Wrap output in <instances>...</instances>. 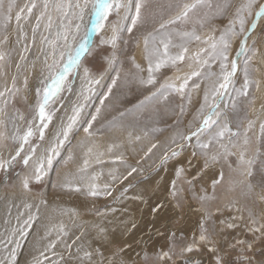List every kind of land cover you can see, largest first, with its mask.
<instances>
[{
    "label": "rangeland",
    "instance_id": "374dc122",
    "mask_svg": "<svg viewBox=\"0 0 264 264\" xmlns=\"http://www.w3.org/2000/svg\"><path fill=\"white\" fill-rule=\"evenodd\" d=\"M9 2L3 0L0 10V92L5 93L0 98V161L11 160L18 150L20 155L0 168V207L6 198L16 204L53 197L72 200L65 207L82 223L77 230L86 224L91 235L80 245L84 252H79L81 238L76 236L69 240V250H58V260L64 257L65 264H264V17L247 34L245 52L238 57L243 36L230 39L229 70L237 57V72L228 92L217 99L212 93L222 82L219 62L208 69L212 75L192 77L183 92L176 89L193 72H204L192 57L207 47L205 39L220 35L244 0H144L142 21L131 33L120 30L131 23L123 19L122 9L110 11L96 31L93 0H14L11 19L5 20ZM33 3L36 7L28 14L25 6ZM261 3L255 0L253 11ZM57 4L63 5L62 11ZM185 4L197 7L187 19L167 24L181 15ZM21 8L27 19L17 22ZM251 23L247 17L246 31ZM114 27L115 43H102L113 37ZM58 31L69 33L67 41H58V68L76 55L81 43L86 54L46 109L52 119L41 139L37 88L43 87L42 81L51 83L57 70L48 68L53 63L48 41H55ZM186 32L200 40H187ZM162 39L171 42L170 55L186 47L185 59L154 71L153 85L142 83L148 79L150 61L155 68L158 59L151 55L153 49L164 52ZM245 68L247 90L238 95L233 89L243 92ZM89 79L99 83L89 85ZM88 87L91 94L84 92ZM81 104L77 124L48 169V150ZM210 105H217L212 120L218 123L190 141L183 139L200 127ZM92 115L97 118L86 134L83 128ZM30 124L33 135L21 149L20 137ZM224 129L222 138L212 139ZM209 141L207 149L200 147ZM174 151L178 155L172 156ZM41 161L46 174L36 182L35 167ZM25 177L30 178L29 190L22 186ZM92 185L100 194H89ZM126 216L130 221H122ZM34 224L40 223L25 228L26 239Z\"/></svg>",
    "mask_w": 264,
    "mask_h": 264
},
{
    "label": "snow or ice",
    "instance_id": "6c2138e0",
    "mask_svg": "<svg viewBox=\"0 0 264 264\" xmlns=\"http://www.w3.org/2000/svg\"><path fill=\"white\" fill-rule=\"evenodd\" d=\"M86 6V5H85ZM177 8H180L181 5L177 4L175 5ZM14 7V0H10L8 7H7V14L4 16L5 20L11 19V14ZM27 9V13L31 14L33 8L36 7V5L33 3L31 6H25ZM77 8H80L81 6L79 4L76 5ZM144 7V0H93V11L96 16V31H99L101 28H103L104 24L103 22L108 17L110 11H117L123 10L124 16L123 19L125 21L130 20V24H124L120 30H123V28H126L129 33L133 31V28L136 27L139 23L142 21V9ZM197 4H185L183 5V11L180 16H177L175 20L168 21L167 24H173L176 23L177 20L187 19L189 12L196 8ZM227 7V5H225ZM255 7V0H244L243 3H241L235 10L234 18L230 19L228 21V24L225 26V28L221 31L220 35L218 37L216 36H210L209 38L205 39L203 43L207 46L206 48H201L199 53H196L192 59H195V61L201 65V67L204 69V72H193L191 76L185 79L184 83H182L178 89H176L179 92H183L185 87L188 84V80L192 79V77H200L207 73L208 75H212L211 72L208 71L211 64L219 62V67L221 70V79L222 82L219 83L218 87L215 88L214 92L212 93L214 98H222L229 90V86L232 83V77L237 72V57L245 52V43L247 39L248 32L254 30L256 28L257 22L260 20V18L264 17V3H261L258 7V10L253 11ZM3 8V0H0V10ZM45 8H47V4L45 5ZM57 11L63 10V5L57 4L56 5ZM24 8H21L19 11L15 14V19L17 22H19L22 18L27 19L26 16H23ZM43 15V14H41ZM247 17H252V23L248 30L246 31L245 25H246V19ZM64 18H67V15H65ZM40 17H37V20L39 21ZM51 24V18H49V26ZM237 25H238V31H237ZM63 26V24L61 25ZM166 24H161L160 29L165 30ZM79 26L77 25V30ZM117 28H113V37L107 41H101L102 43H108V44H114L116 40L115 33L117 32ZM33 32H35V28L33 29ZM236 35H242L244 39L241 40L239 49L237 50V57H233L230 64V70H229V64H228V52L230 50V39ZM183 36L191 41L193 39L199 41L200 37L197 36L194 32H186L183 33ZM47 39V38H45ZM61 39H64L67 41L69 39V33L67 32H57L56 34V40L55 41H48V43L52 46V58L53 63L51 65H48L49 71L52 72L53 69H57L54 74H52L51 77V83H45L41 82L43 84L42 88H37V96H38V105L36 109V115L39 119V125L37 126L39 128L40 132V138L43 139L44 136V129L48 127V122L51 121L52 115L50 112L46 111V109L49 108L50 102H54L55 98H57L60 94V92L63 90V85L65 80L68 78L69 74L72 72L73 68L78 67L79 61L82 58V54H86V48L84 44L79 45V50L76 52V55L74 57H70L68 63H65L62 68H58V60L56 59V52L59 47L58 41ZM161 43L164 46V52L161 54L159 49H153L151 55L158 57L157 62L155 64V68L152 67L151 61L149 63L148 68V79L146 81H142V83L153 85L155 83V78L153 75L154 71H159L161 67L165 66L169 62L172 64H175L177 60H184L185 56L184 53L187 52V48L184 47L183 51H181L177 55H170L168 52L170 41H166L164 39L161 40ZM145 45L147 46V39L145 40ZM3 59V56L0 55V60ZM247 63V62H245ZM85 77L88 76V69H84ZM116 82L115 78L113 79V84ZM87 83L89 85L98 84L99 80H87ZM248 86V79H247V68H245V80L243 85V92L238 89H233L237 92V94H244L246 93ZM164 87V86H162ZM167 87L171 88L172 85H168ZM109 90H111V85H109ZM85 93L91 94L93 92V89L91 87H88L84 90ZM5 93L0 92V98L4 97ZM85 100H87L89 97L88 95H84L83 97ZM207 100V96L205 97ZM101 104H103V100H101ZM217 105H210V111L209 113L204 117L202 124L200 127L196 129V131L192 132L189 136L183 137L185 140H191L192 137H197L201 133H203L206 129H210L211 125H215L218 123V121L212 120V115L215 112V108ZM84 108V105L81 104L78 107L73 108V115H71L68 119L69 122L67 125L63 128L62 133L57 134V144H54L49 150L47 155V168L50 169L53 165L54 159L60 155L59 148L64 145L65 141L68 139L69 133L72 131L73 127L77 124L81 111ZM2 111V109H0ZM97 113H99L100 109L97 108ZM96 115H92L91 120H88L87 126L83 128L84 133L90 134V128L92 127L93 121L96 120ZM262 128H264V125H262ZM225 131L227 129L219 131L215 136L212 137L213 140H219L225 135ZM33 135V129L31 127V124L27 131L24 132L23 136L20 137V140L22 141L20 148H23L24 143H27L29 141V138ZM62 135V139L60 136ZM232 136L238 135V133H231ZM209 143L200 144V147L203 149H207L209 147ZM199 144V141H198ZM155 147V145H153ZM222 148H224V153L227 155L228 149L226 146L221 145ZM20 155V151L18 150L16 153V156ZM178 155V152H172V156ZM16 156L12 157L9 161H0V168H7L11 165V163L16 159ZM29 157L24 158V163L27 165ZM215 159V157H213ZM164 162V161H162ZM241 163H244L243 161V155H241ZM85 164H87V161H85ZM134 171V169H133ZM180 170H177V175H179ZM46 174V168L44 165V162L41 161L36 167H35V175L34 180L36 182H39L42 177ZM29 182L30 178L25 177L22 180V186L25 190H29ZM216 182H214L215 184ZM90 195H98L100 194L96 188L95 185L91 186V190L89 192ZM202 199H204L202 197ZM26 207H30L26 205ZM34 220V216L29 215L27 219L23 221V224L20 226L19 229L13 228L12 232L6 236H0V249H3L4 251L8 252L9 255L6 256L3 260H0V264H12L16 260V252L17 249L20 246L19 239H15L17 233L19 236H24L25 228L31 226V221ZM201 240H204L205 237L201 235ZM15 245L13 247H9L10 245ZM51 247V245H50ZM43 253H41V256ZM167 255V253H165ZM33 264H42V261L40 259L33 260Z\"/></svg>",
    "mask_w": 264,
    "mask_h": 264
},
{
    "label": "bare ground",
    "instance_id": "6f19581e",
    "mask_svg": "<svg viewBox=\"0 0 264 264\" xmlns=\"http://www.w3.org/2000/svg\"><path fill=\"white\" fill-rule=\"evenodd\" d=\"M69 200L70 199L63 197H53L43 203L37 202L32 204H29V201L28 203H22L21 201H18L17 203L20 204H16L13 203V200L9 198H6V200H4L3 205L0 207V236H6L10 234L13 228L19 229L20 226L17 227V225L22 224L19 220L23 221L29 215L35 216L34 221H31L32 224L36 222L40 223L34 224V230L32 228V230L29 231L28 237L30 238L26 239V237H24L25 235L19 236V234L17 233L15 239H19L20 241V246L17 250L21 252L16 254V257L18 259L16 258V260L12 262V264H33L34 258L39 259L41 257H45L44 261L41 260L42 264H56L57 261L58 264H65L66 261L64 260V257H61L60 261L58 260V256L56 253L59 249H61L62 252L69 250L71 248L69 246V240L74 238V236L81 238L79 246L82 244V242L84 245H86L91 235V227L89 226V228L88 225L83 224V226L85 225L86 228H82L81 231L77 230L78 226L82 223L77 221V215L73 210H70L69 208L65 207L70 206L69 203L72 202V200ZM132 203H134V201ZM74 204H76L75 200ZM26 205L30 207H26ZM17 207H20V214L17 212ZM122 221L130 220H128L126 216L122 219ZM98 229L97 232L100 231H98ZM99 235H97L96 237H98ZM39 236H44V241H42ZM28 239H30V241ZM13 246L15 245L13 244L9 247ZM78 250L79 252H84V250L81 249V246ZM41 253H43L42 256ZM8 255V252L4 251L3 249H0V260H3ZM67 263L73 264L74 262L68 261Z\"/></svg>",
    "mask_w": 264,
    "mask_h": 264
},
{
    "label": "water",
    "instance_id": "95a60500",
    "mask_svg": "<svg viewBox=\"0 0 264 264\" xmlns=\"http://www.w3.org/2000/svg\"><path fill=\"white\" fill-rule=\"evenodd\" d=\"M251 32V31H250ZM250 32H248V33H250ZM243 39H244V37H243Z\"/></svg>",
    "mask_w": 264,
    "mask_h": 264
}]
</instances>
